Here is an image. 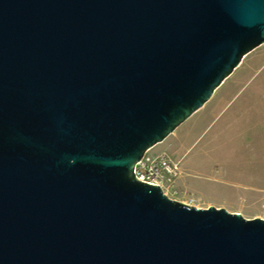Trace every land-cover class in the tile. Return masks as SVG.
I'll list each match as a JSON object with an SVG mask.
<instances>
[{
	"label": "water",
	"instance_id": "water-1",
	"mask_svg": "<svg viewBox=\"0 0 264 264\" xmlns=\"http://www.w3.org/2000/svg\"><path fill=\"white\" fill-rule=\"evenodd\" d=\"M262 44L264 0H0V264H264L133 174Z\"/></svg>",
	"mask_w": 264,
	"mask_h": 264
},
{
	"label": "rangeland",
	"instance_id": "rangeland-1",
	"mask_svg": "<svg viewBox=\"0 0 264 264\" xmlns=\"http://www.w3.org/2000/svg\"><path fill=\"white\" fill-rule=\"evenodd\" d=\"M160 152L181 162L187 194L174 200L264 220V44L148 155Z\"/></svg>",
	"mask_w": 264,
	"mask_h": 264
},
{
	"label": "built area",
	"instance_id": "built-area-1",
	"mask_svg": "<svg viewBox=\"0 0 264 264\" xmlns=\"http://www.w3.org/2000/svg\"><path fill=\"white\" fill-rule=\"evenodd\" d=\"M180 160L172 153L160 152L148 155V152L135 164V179L160 187L169 199L186 197L187 192L180 190L179 180L182 178Z\"/></svg>",
	"mask_w": 264,
	"mask_h": 264
}]
</instances>
